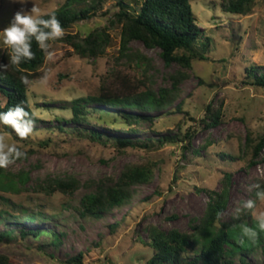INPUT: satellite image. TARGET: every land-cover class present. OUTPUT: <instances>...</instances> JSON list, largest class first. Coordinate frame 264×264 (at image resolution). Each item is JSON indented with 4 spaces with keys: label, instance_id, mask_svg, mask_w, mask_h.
Returning <instances> with one entry per match:
<instances>
[{
    "label": "rangeland",
    "instance_id": "rangeland-1",
    "mask_svg": "<svg viewBox=\"0 0 264 264\" xmlns=\"http://www.w3.org/2000/svg\"><path fill=\"white\" fill-rule=\"evenodd\" d=\"M255 2L249 15L236 16L223 12L219 0H190L202 31L201 41H208L203 52L207 59L194 60L191 69L176 62L166 64L159 48H147L139 41L128 46L132 61L119 56L120 26L114 21L117 0H104L92 19L78 22L64 32L84 38L91 32L105 31L109 43L103 56L84 58L73 53L62 38L49 41L51 55L47 54L41 76L28 88L29 105L42 121L35 125L39 130L23 140L12 133L5 137L6 142L16 143L27 155L3 168L4 173L16 176L23 172L28 180L17 193L0 192L10 199L8 203L0 199V210L18 215L24 209L38 216L31 224L8 226V216L1 213L0 232H17L9 240L0 241V254L13 264H76L68 261L78 254H82V264H149L152 250L148 228L192 233L204 215L208 191L222 190L225 172L232 176L221 222H230L238 213L246 212L245 205L254 201V189L264 181V150L257 162L249 165L251 155L246 149L248 135L255 138L264 132V88L243 83L250 65L262 67L260 72L264 69V0ZM63 3L64 0H0V31L9 26L18 10L31 11L34 7L43 15ZM5 48L0 41V56ZM197 50L202 52L201 42ZM178 73L186 77L176 85L174 103L150 114L154 121L138 125V134L123 136L143 140L175 135L179 142H166L151 150H118L115 141L102 145L76 134L75 124L62 122L71 118L74 100L98 94L102 83L122 87L125 81L127 86L158 91L171 88L172 76ZM220 102L221 122L204 127L206 107H217ZM98 115L90 117L87 127L119 135L97 124ZM115 116L108 114L104 118L109 121ZM58 124L66 131L58 130ZM114 126H124L119 116ZM4 131L0 125V132ZM187 133H191V140L185 137ZM44 141H48L47 145L39 146ZM133 164H149L152 174L148 182L132 188L125 204L100 218L80 214L79 203L84 195L94 192L97 185L115 182L123 168ZM57 177H72L80 187L71 194L47 195L39 191V183ZM249 215L246 222L264 233V195L254 201ZM30 228L57 233L58 244L46 245L51 236L45 235L21 238L18 232ZM197 237L193 238L194 250L188 253L189 258L204 242L202 234ZM240 256L233 258L234 264H240ZM242 256L249 263L264 264L260 248Z\"/></svg>",
    "mask_w": 264,
    "mask_h": 264
},
{
    "label": "trees",
    "instance_id": "trees-1",
    "mask_svg": "<svg viewBox=\"0 0 264 264\" xmlns=\"http://www.w3.org/2000/svg\"><path fill=\"white\" fill-rule=\"evenodd\" d=\"M104 0H64L59 8L43 14L55 13L60 20L64 32L69 31L76 23L92 19L100 9ZM222 11L236 16L249 15L256 5L255 0H219ZM118 11L114 14V21L120 26V43L118 55L132 61V55L128 53V46L133 41L141 42L147 48H159L161 57L166 64L176 62L182 67L191 69L194 60H206L203 53L208 48V41L203 42L202 31L198 26L196 17L192 11L190 0H117ZM72 48V52L81 57L98 58L105 54V46L109 43V35L103 31L89 33L82 38L77 34H65L62 39ZM201 42L202 52H198L197 43ZM34 58L20 65L10 62V49L7 47L0 56V64L6 65L0 68V111L17 103H22L29 111L35 125L41 123L33 113L28 101V88L33 80L41 76L40 69L45 63L47 53L40 49L35 40L32 41ZM144 59V57H140ZM139 60L136 59V64ZM257 65L246 68V81L244 84L264 88V69ZM27 77L28 83L22 78ZM186 77L184 73L172 76L171 88H160L153 91L146 87L140 89L133 85L127 86L124 82L122 87L102 83L98 94L86 96L74 100L71 103V118L63 119L62 122L75 124L74 132L85 136L90 140L105 145L110 140L115 141L118 150L125 148H141L151 150L164 145L166 142H179L174 136H163L156 139H133L123 135L138 134L137 126L143 122H153L150 114L164 110L171 106L175 99V88L178 82ZM179 108V107H178ZM132 110V111H131ZM180 110V109H178ZM99 114L96 123L103 129L111 128L119 135H107L103 132L87 127L90 117ZM103 114V115H102ZM115 114L107 121L104 115ZM222 102L217 107L208 105L206 116L202 120L204 127H213L221 122ZM123 120V127H115L116 120ZM7 132L15 133L10 126L0 124ZM58 130L66 131L65 127L58 124ZM34 130H39L34 128ZM16 136V135H15ZM191 140V133L185 134ZM16 138H19L16 136ZM48 141L40 143L39 146L47 145ZM246 149L251 155L250 164L257 162L264 150V132L255 138L247 137ZM261 161L264 162V156ZM151 168L149 164L127 165L119 174L117 180L110 185H97L94 192H89L80 199V214L100 218L112 208L125 204L132 195V188L143 184L151 179ZM231 173L223 175V187L219 193L208 191V202L200 224L193 228L192 233L185 234L176 230L164 232L155 227L148 228L149 246L152 255L149 264H234L233 258L239 257L240 264H252L246 261L242 255L260 248L264 256V233L260 227H253L246 220H250V210L255 200L264 195V181L254 189L252 206L246 212L238 213L235 219L222 223L221 215L228 204L229 185ZM27 174L20 172L16 176L5 174L0 168V192L17 193L27 182ZM80 187L79 182L72 177H57L47 179L39 183L38 189L47 195L55 192L71 194ZM4 203L9 198L0 195ZM8 216L6 220L10 225H20L24 222L31 224L38 215L28 214L20 209V215L12 211L0 210V214ZM23 218V219H18ZM20 220V222H18ZM219 224V225H218ZM15 230L0 232V241L9 240ZM21 238H38L40 235L51 236L46 245L56 246L59 235L53 231H43L39 228L21 229ZM202 234L204 242L195 250L193 257L188 253L194 250L193 238ZM44 247V245H42ZM68 263L82 264V254L71 258ZM0 264H13L6 256L0 254Z\"/></svg>",
    "mask_w": 264,
    "mask_h": 264
},
{
    "label": "clouds",
    "instance_id": "clouds-1",
    "mask_svg": "<svg viewBox=\"0 0 264 264\" xmlns=\"http://www.w3.org/2000/svg\"><path fill=\"white\" fill-rule=\"evenodd\" d=\"M63 35L64 28L55 13L48 14L45 18L38 9L33 7L31 11L21 9L14 14L9 26L0 31V41L10 49L11 64L20 65L34 58L33 40L37 42L40 49L51 55L49 41H55ZM4 67L6 65L0 64V68ZM22 80L28 83L27 77H23ZM0 124L10 126L21 140L28 138L35 128V121L22 103L15 104L7 111H0ZM9 135H11L10 132H0V168H7L17 159L27 155L16 143L6 142L5 137ZM251 206V201L245 205V207Z\"/></svg>",
    "mask_w": 264,
    "mask_h": 264
}]
</instances>
